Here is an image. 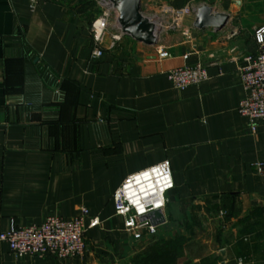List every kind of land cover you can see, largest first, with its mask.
Masks as SVG:
<instances>
[{"label":"crops","instance_id":"crops-1","mask_svg":"<svg viewBox=\"0 0 264 264\" xmlns=\"http://www.w3.org/2000/svg\"><path fill=\"white\" fill-rule=\"evenodd\" d=\"M202 6L228 17L221 30L194 27ZM186 7L193 13L169 28L173 17L163 11ZM141 14L155 25L156 45L112 22L96 46L98 8L88 0L34 8L0 0V233L84 210L87 247L81 258H19L0 242V264H128L147 241L124 232L112 195L129 175L165 160L174 188L153 240L208 244L179 264L207 255L264 264V175L253 168L264 162V122L252 133L237 113L245 98L239 67L259 52L264 0H141ZM196 64L208 79L175 89L168 72ZM91 219L98 225L89 228ZM242 239L254 240L243 257Z\"/></svg>","mask_w":264,"mask_h":264},{"label":"built area","instance_id":"built-area-1","mask_svg":"<svg viewBox=\"0 0 264 264\" xmlns=\"http://www.w3.org/2000/svg\"><path fill=\"white\" fill-rule=\"evenodd\" d=\"M43 1L45 0H28L31 8ZM109 11L113 10L107 8L91 26L96 46L100 43L104 30L111 24ZM163 12L173 17L174 23L169 28H175L177 21L193 13L187 7L178 11L165 9ZM113 19L114 24L118 26L117 15ZM254 37L259 52L244 57L239 67L245 98L240 101L237 108V113L248 119L252 133L255 132L258 123L264 122V28L255 30ZM101 55L102 52L98 49L92 52L93 57ZM158 55L160 58L168 57L162 49H159ZM167 77L178 90L197 86L208 79L205 67L200 64L173 69L168 72ZM253 168L257 174L264 175V162H255ZM173 188L172 171L168 160L126 177L112 195L114 214L123 219L124 232L134 241H152L158 233V228L165 221L168 193ZM85 214L86 211L83 210L81 216L70 220L49 215L40 225L27 227L12 225L8 231L0 233V242L5 243L9 251L19 258L25 256L38 258L49 256L61 260L81 258L87 249ZM96 225L98 220L91 219L89 228Z\"/></svg>","mask_w":264,"mask_h":264},{"label":"water","instance_id":"water-1","mask_svg":"<svg viewBox=\"0 0 264 264\" xmlns=\"http://www.w3.org/2000/svg\"><path fill=\"white\" fill-rule=\"evenodd\" d=\"M101 6L116 13L122 35L146 46L156 45L155 25L141 14V0H106L105 4L101 2ZM227 19L226 15H214L210 7L202 6L196 12L194 27L221 30Z\"/></svg>","mask_w":264,"mask_h":264},{"label":"trees","instance_id":"trees-1","mask_svg":"<svg viewBox=\"0 0 264 264\" xmlns=\"http://www.w3.org/2000/svg\"><path fill=\"white\" fill-rule=\"evenodd\" d=\"M63 89L62 84L59 86ZM258 209L254 211L257 213ZM250 219H245L244 221H249ZM260 223L257 224V227ZM246 232L253 233L255 231V225H245ZM247 241L240 240L236 243L240 255L245 256V251H248L250 242L254 240L246 239ZM193 243L190 239L185 236H176L173 239L167 240H152L143 245L140 250L134 254L128 264H179V261L184 257L185 252L191 254V247ZM256 246L253 244L252 248ZM200 264H219V258L214 255L202 256L199 259Z\"/></svg>","mask_w":264,"mask_h":264},{"label":"rangeland","instance_id":"rangeland-1","mask_svg":"<svg viewBox=\"0 0 264 264\" xmlns=\"http://www.w3.org/2000/svg\"><path fill=\"white\" fill-rule=\"evenodd\" d=\"M88 1H89V3L94 4V6H96L98 8V14H99V16L97 17V19H98L100 17V15L103 12H105L106 8L104 6H101V0H88ZM108 13H109L111 24H112V22L114 23V19H113L114 13H113V11H109ZM196 246L198 248L192 249L191 252H194V251H195V253L200 252V247L203 248L202 252H206L208 250V244L207 243H205L204 245L201 246V242H199L198 244H196Z\"/></svg>","mask_w":264,"mask_h":264},{"label":"bare ground","instance_id":"bare-ground-1","mask_svg":"<svg viewBox=\"0 0 264 264\" xmlns=\"http://www.w3.org/2000/svg\"><path fill=\"white\" fill-rule=\"evenodd\" d=\"M101 2L105 4L106 3V0H101Z\"/></svg>","mask_w":264,"mask_h":264}]
</instances>
